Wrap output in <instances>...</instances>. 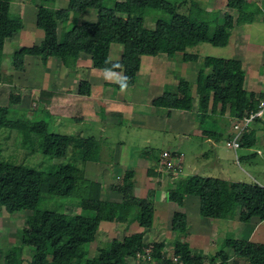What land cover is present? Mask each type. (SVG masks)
<instances>
[{
    "label": "trees",
    "instance_id": "obj_1",
    "mask_svg": "<svg viewBox=\"0 0 264 264\" xmlns=\"http://www.w3.org/2000/svg\"><path fill=\"white\" fill-rule=\"evenodd\" d=\"M11 1L0 0L1 83L4 82L1 62L5 40L24 28L23 21L11 14ZM22 1L29 3L31 0ZM184 1L188 2L186 13L178 10L179 0H68L66 8H55V0H39L35 26L43 31V40L39 45L15 50L12 53L13 68L23 71L25 56L29 55L41 57L43 64L48 57H56L65 67L73 68L79 55L85 53L90 56L94 68L121 72L123 86L127 89L136 81L143 56L181 53L184 62L194 63L199 57L189 49L199 43L226 46L236 23H251L256 16L254 9L246 8V0H227L229 11L222 17L218 10H207L195 0ZM90 9L97 11V19L83 21V14ZM70 20L68 26L64 24L60 39L59 23ZM149 21L154 25L151 26ZM114 44L125 47L118 60L110 57ZM244 76L240 60L207 56L193 81L178 76L176 92H163L152 105L191 111L194 87L201 118L206 116L211 102L212 110L219 104L221 110L229 108L232 118L242 120L255 112L259 104L254 94L247 95ZM83 85L85 82L81 84V92L85 93ZM19 96L14 98L11 93L8 104H0V131L15 130L16 145L26 143L25 140L32 151L41 155L66 157L69 136L49 132L44 120L10 117V106L20 104ZM254 119L262 122L264 130V119ZM254 132L248 126L245 128L241 146L253 145ZM4 136V133L0 135V146ZM19 137L23 142L18 141ZM133 185V173L126 171L115 186L121 200L109 201L101 197L102 185L87 179L83 169L73 162H60L54 170L46 171L0 158V211L24 213L18 239L4 252L0 250V264H135L137 255H144L148 248L142 231L126 233L121 238L114 236L107 244H98L92 256H80L84 247L93 242L106 225L123 226L136 222L145 230L152 227L153 205L147 198L134 197ZM43 195L48 196L49 202H41ZM187 196L198 198L199 214L205 218L227 219L241 210L264 219V184L258 182L191 175L168 191V199L179 206L184 204ZM54 198L73 200L70 203L83 212L70 214L59 210L56 203L52 204ZM186 227V215L174 211L171 230L180 233L185 232ZM226 247L232 248L237 257L245 258L249 264H264V243L229 236L222 241L221 249L209 257L192 252L187 243L180 241L173 243L172 250L181 258L182 264H203L205 261L216 264V258L226 264ZM27 250L29 258L25 259L23 254ZM151 256L156 261L172 264L168 255L154 247Z\"/></svg>",
    "mask_w": 264,
    "mask_h": 264
},
{
    "label": "crops",
    "instance_id": "obj_2",
    "mask_svg": "<svg viewBox=\"0 0 264 264\" xmlns=\"http://www.w3.org/2000/svg\"><path fill=\"white\" fill-rule=\"evenodd\" d=\"M58 1H63L64 6L56 8L67 7L68 0H55V3L57 4ZM23 5L25 18L31 14L32 23L35 25L37 6ZM218 11L219 17H222L224 14L221 15V13L228 12V8L225 6L223 10L219 9ZM89 15L90 11L88 10L83 14V21L94 22L95 20L91 21L89 19ZM256 17H258L257 13L254 21H256ZM18 18L22 19L23 16L21 18L20 15ZM262 18H264V13ZM244 24L239 25L243 26ZM61 26L60 22L57 31ZM237 27L238 24L236 23L230 40L238 29ZM40 31L23 28L20 33H15L7 38L3 58L6 45L10 44L14 37L22 41L19 45L22 47L39 45L44 37L43 31ZM63 31L64 29H62ZM60 36H62V33ZM22 38H25L24 41ZM38 38L40 41L35 43L34 40H38ZM250 38L249 34L240 33L238 40H236L237 44L233 43L235 49L233 59L242 62L245 71L243 86L247 95L254 94L255 98L261 101L264 99V43H249ZM115 47L118 48L114 52V60H118L125 52V47ZM113 48L114 45L111 46L110 57ZM4 63L3 61V67L1 66L2 72L5 71ZM197 71L191 63L182 60L181 53H175L173 56H143L134 85L126 89L123 86L121 72L94 68L90 56L81 53L73 68L65 67L61 60L56 57H48L43 64L41 57L29 55L25 56L23 71H17L18 74L9 73L13 79L15 78L14 75H17V79H15L24 83H20V85L24 86L25 91H30V97L34 100L38 110L45 115H53L61 121L66 119L73 125V132L76 130L77 133L67 135L70 137L67 147V156H70L67 159L83 169L87 179L99 182L102 185L101 197L103 199L116 202L121 200V197H118L120 193L116 191L115 186L122 179L125 172L129 170L132 171L134 180L132 195L136 196L135 192L139 191L137 197L143 198L149 191H152L151 204L154 208L152 227L145 230L139 227L136 222L123 225V227L135 226L134 231L144 232V240L147 244L146 234L150 231L154 235L152 238H156L157 241H165L171 237L169 249H166V245L154 246V248L168 256L173 254V243L180 241L187 243L192 252L209 257V255H215L221 249V243L226 236L238 240L264 243V219L241 210H237L232 217L227 219L205 218L199 214V201L195 196H187L182 206L170 200L167 202L170 188L176 187L177 183L183 182L188 176L200 175L198 173L200 171L199 159L196 156L200 151L189 152L192 147L191 139L200 136L206 141L208 147L213 148L216 145L215 139L220 138L223 142V148L227 151L225 152L226 155L232 151L236 156V150L238 149L224 147V142L233 136L235 132L233 124L237 119L230 116L228 107L221 110L218 104L212 110L211 102L206 116L201 118L194 87V107L191 111L164 109L152 105L153 100L163 92H176L178 76L193 81ZM83 82H85V85H83L82 90L85 93L81 92ZM3 94L0 93L1 98H3ZM20 104L23 106L24 102L22 101ZM18 114L22 115V108ZM209 118L211 120H208V122L211 123L214 119L218 120V131H216V126L201 129V124ZM201 120L204 121L201 123ZM255 120L251 121L253 128H249L255 131L252 138L254 143L245 147H252L256 143L264 144V141H262L264 138L262 122ZM120 131L129 138L133 137L134 140L126 142L117 139L115 134H119ZM159 132L165 134L159 140L161 146H164L167 140V133L180 136L184 152H180V149L173 147L157 150V145H155L156 143L153 145L152 140L153 134ZM51 133L63 134L55 131ZM248 135L250 136V134ZM147 142L154 148L149 151L144 149L143 147L146 146L144 144H147ZM163 151L175 152L182 157L181 168L178 172L171 174L165 170V166L161 163ZM257 151L261 152L259 148ZM244 155L248 160V157H251L252 154L245 152L243 157ZM184 157L186 159L185 165H183ZM216 162H210L211 169L206 168V171L212 172L214 166L218 165ZM184 167L188 169L186 173L183 172ZM219 169L220 172L224 171L221 166ZM227 176L228 179L226 180L231 181V176L229 174ZM255 178L257 180L255 182L264 184V177L260 173ZM174 211L183 212L187 219L185 232L178 233V236L171 230V216ZM166 234L167 236L171 234V236L166 237ZM224 250L228 254L226 264H249L245 258L237 257L232 248L226 247ZM216 260L218 261L216 264H222L219 258H216Z\"/></svg>",
    "mask_w": 264,
    "mask_h": 264
},
{
    "label": "rangeland",
    "instance_id": "obj_3",
    "mask_svg": "<svg viewBox=\"0 0 264 264\" xmlns=\"http://www.w3.org/2000/svg\"><path fill=\"white\" fill-rule=\"evenodd\" d=\"M183 1L184 0H179L180 3H179L178 10L181 13H186L188 9V2L186 3L185 1L184 2ZM196 2L203 8L205 9L208 8L212 10L214 9L223 10L226 6V0H196ZM23 4H27L30 6H35V5L37 6L39 4V0H31L29 1V3L23 2L22 0H12L10 11L13 17L18 18L21 15V18H22L23 16L21 20L23 21V26L25 29L32 30V31L41 30V29H37V27L32 23L31 14L26 16L25 18V13L23 12V8H24ZM63 6H64L63 1H58L57 4L54 3L55 8L63 7ZM246 7L248 9L250 8L254 9V11L258 14V17H256V21H254L253 23H245L243 26H240L238 23V27H237L238 29L236 30L233 37L231 38V40L226 46L216 47L209 43H199L196 46L189 49V52L195 53L199 57V59L196 62L191 63L193 68H196L198 70L199 67L202 65L204 57H207V56L222 57V58H227V59L234 58L235 49L233 48V43L237 44L236 40H238V36L240 35L241 32L243 34L245 33L246 35L249 34L251 36L249 43H256V44L264 43V18H262L263 13H264V0H251L250 2L247 0ZM89 11H90L89 19L91 21L96 20L97 11L93 9H90ZM223 14L224 12L221 13V15ZM149 23L151 26L154 25L153 21H149ZM64 24L65 26H68L70 23L69 22L61 23L62 26L59 27V30L57 31L58 37L60 39H61L60 35L62 33V29H64ZM20 32L21 30L16 33L18 34ZM40 32H42V30ZM22 39L24 41L25 38H22ZM34 41L36 43V42H39L40 40L38 38V40H34ZM11 43H14V44H11ZM21 43L22 41H20L17 37H14L13 41L10 42V44L8 43L6 45L5 56L2 59V62L3 61L5 62L4 63L5 71L1 72L2 80L4 82L2 83L0 82L1 84L0 88L2 89L0 93L1 94L4 93V94H3V98L0 97V103L3 105H6L8 104L11 93L14 94V98H16L18 94L20 95L19 96L20 103H22L23 101L24 104H22L23 106H21V104H18V105L13 104L10 106V111H11L10 117L12 119L22 118V119H30L33 121L44 120L48 125L49 131L51 132L55 131V132L63 133L66 135H75L73 133H77V132L76 130L75 132H73L74 131V129L72 128L73 125L70 124L68 120L62 119L65 121H61V119L53 115H50V114L45 115L40 110H38V107L35 104L34 100L30 97V94H29L30 91L28 90L25 91L24 86L20 85V83L22 84L23 82H18L16 80L17 75H14L16 79L15 78L13 79V77L10 75L9 72L18 74L17 72L18 70L14 69L12 65V53L15 50H18L20 47H22V46H19ZM115 46L123 47V45L121 44H114V48L112 49V56H111L112 60H114L115 58L114 52L116 51V48H118ZM2 62H1V66H2ZM23 94L25 95L23 96ZM20 106L22 108V115L18 114V112L20 113V110H21ZM217 119L219 120V117ZM208 120H211V119L209 118L205 122H203L204 120H201V123L203 122L202 124L200 123L202 126L201 129L208 128L210 126H216L217 127L216 131H218V126H217V124L219 125V123H217L218 120L214 119L212 120L213 121L212 123L210 121L208 122ZM58 122H61V123L59 124ZM250 127L253 128L252 123L249 125L248 129ZM246 132H248V130ZM3 133L5 136H4V142L0 146V158L1 159H6V160L13 161V162H18V163L20 162L26 163L28 165L36 166L46 171L54 170L57 167V164H59L60 162H64V163L69 162L67 157H69L70 155L63 157V158H50L49 156L41 155L40 152L32 151L30 144L25 140L24 142L26 143H22V145H26V146H22L21 144L16 145L15 140H16L17 133L15 130L2 129L0 131V135ZM115 135L117 136V139L119 138L122 141L130 142L134 140L133 137L129 138L127 135H125V133L121 131L119 132V134H115ZM164 136L165 134L161 132L157 134L155 133L153 134L152 143L153 145L156 143L155 145H157L156 147L157 150L161 148L169 149L173 147L178 150L180 149V152H184L182 150L183 145L181 143L182 139H180L181 138L180 136H175L174 134L167 133L166 134L167 140L165 141L164 146H161L159 140L163 138ZM18 141L23 142L21 137H19ZM215 141H216V145L212 148L211 146L208 147L206 144V141H204L200 136L199 138L195 137L191 139L192 147H191V150H189V152L190 153L195 152V150L200 151L198 155L196 154L197 158L199 159L200 171L198 173H200V175L221 177V178L225 177L224 179H228L227 175L229 174L231 176V181H234V182L240 181V182H246V183L257 181L255 176H257L259 173L262 177H264V144L256 143L252 147L240 146L236 150V156H235V153H233L232 151L228 153V155H226L225 152L227 151H225V149L223 148L222 146L223 142L220 138L215 139ZM262 141H264V138ZM144 145L146 146H144L143 148L147 149L148 151L154 148L148 142L147 144H144ZM258 148L261 152L257 151ZM245 152H250V154H252L251 157H248V160L245 157V155L243 157V154ZM210 162L212 163L216 162L218 164L216 167L214 166L212 172L206 171V168L211 169V166H209ZM185 163H186V159L184 157L183 165H185ZM220 166L224 169V171L220 172V169H219ZM187 170L188 169L184 167L183 172L186 173ZM149 192L143 198H147L148 201L152 203L151 197H153V194H152V191H149ZM139 193H140L139 191L138 192L136 191L135 192L136 196L134 195L133 196L136 198H142V197H137ZM118 197H121V194H119ZM54 200L55 202L52 204L56 203L57 209L62 210L66 213L74 214V213L83 212L80 210V208L76 204L70 203V202H74L73 200L61 199V198L60 199L54 198ZM41 202L42 203L49 202L48 196L43 195L41 197ZM167 202H169V199ZM23 224H24V213L23 212L9 214L5 212L4 210L0 211V250L2 252H4L9 246H11L18 239V231L23 226ZM135 229H136L135 226L123 227V226H117L115 224L106 225L101 228V232H99L96 239L84 247L80 256L82 257L92 256L98 244L100 243L107 244L112 237L116 236L118 238H121L124 234L131 233ZM168 235L171 236V234H168ZM175 235L178 236V233H175ZM146 236H147L146 239L148 240L147 245H148V248H150V252L153 251L154 246H157V245L165 246L166 245L167 247L166 249H169L171 245V240H170L171 237L165 241H157L156 238H152L154 237V235L153 233H151V231L148 232ZM169 236H167L166 234V237H169ZM23 256L25 259H28L29 251L27 250L26 252H24ZM152 263H156V259L150 258L149 260H135V264H152Z\"/></svg>",
    "mask_w": 264,
    "mask_h": 264
},
{
    "label": "built area",
    "instance_id": "obj_4",
    "mask_svg": "<svg viewBox=\"0 0 264 264\" xmlns=\"http://www.w3.org/2000/svg\"><path fill=\"white\" fill-rule=\"evenodd\" d=\"M263 118L264 119V99L259 101L258 109L251 113L250 116L243 117L242 120H235L233 127L235 132L233 136H231L227 141L224 142L225 148H230L236 150L240 147V140L242 134L247 126L251 123V121L255 118ZM161 163L165 166V170L171 174L178 172L181 168L182 157L175 152L163 151L161 154ZM150 248L146 249L144 255H137L136 260H149L151 258ZM168 259L172 264H182V260L179 256H175L171 254L168 256ZM153 264H166L164 261H156ZM203 264H212L211 262L205 261Z\"/></svg>",
    "mask_w": 264,
    "mask_h": 264
}]
</instances>
